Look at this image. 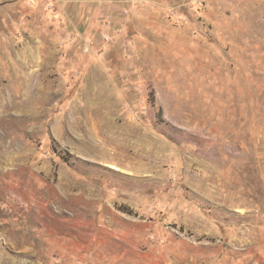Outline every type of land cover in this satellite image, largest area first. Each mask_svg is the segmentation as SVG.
<instances>
[{
    "label": "rangeland",
    "instance_id": "rangeland-1",
    "mask_svg": "<svg viewBox=\"0 0 264 264\" xmlns=\"http://www.w3.org/2000/svg\"><path fill=\"white\" fill-rule=\"evenodd\" d=\"M0 264H264V0H0Z\"/></svg>",
    "mask_w": 264,
    "mask_h": 264
}]
</instances>
